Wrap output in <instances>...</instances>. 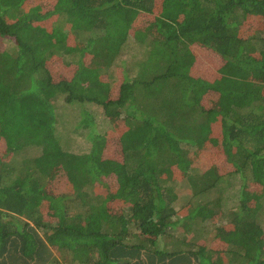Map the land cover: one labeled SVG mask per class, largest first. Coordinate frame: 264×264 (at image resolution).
I'll return each instance as SVG.
<instances>
[{"label":"trees","instance_id":"1","mask_svg":"<svg viewBox=\"0 0 264 264\" xmlns=\"http://www.w3.org/2000/svg\"><path fill=\"white\" fill-rule=\"evenodd\" d=\"M0 264H264V0H0Z\"/></svg>","mask_w":264,"mask_h":264},{"label":"rangeland","instance_id":"2","mask_svg":"<svg viewBox=\"0 0 264 264\" xmlns=\"http://www.w3.org/2000/svg\"><path fill=\"white\" fill-rule=\"evenodd\" d=\"M5 44L6 46H10L12 45V42L6 40ZM142 54H143V50L140 47H138L136 44L132 43L130 47L127 49V52L124 55H122L121 58L133 61V60L140 58ZM200 54H201V57L206 60L211 59L213 62H218L216 57L211 56L205 50L200 49ZM62 102L63 100L59 99L56 103L58 104L57 111L59 112L58 113V117H59L58 133L61 134L64 139L69 140L68 143L71 146L73 151L79 152V153L87 151L90 147V143L88 142V140L85 139L84 136H81V133L79 131L75 130V128L76 129L79 128V125L82 127H85V124L81 123L83 111H81L80 108L78 110L77 108H74L73 106L69 108H64L61 106ZM85 108H88V107L86 106ZM89 109L92 111V113L95 114L94 119H95L96 126H93V129L97 133H104L105 131H107L110 128V122L105 117V115L102 113V109L99 106H92ZM192 178L193 177H186L183 180L178 181L179 184L176 185V189H177L178 196H179L177 204H181V206H184L185 204H187L188 202L192 200L191 197L193 196L195 192V186H194V182H192L193 181ZM228 183L230 182H226L225 183L226 187H223L222 189L223 191H225L224 200L227 202V206L230 209L236 203L235 195L237 194L236 191L240 187L241 182H238V183L232 182V184H235L234 186L227 185ZM209 233H210L209 239H211L213 233L212 232H209Z\"/></svg>","mask_w":264,"mask_h":264}]
</instances>
